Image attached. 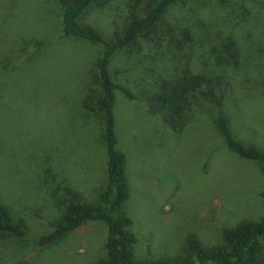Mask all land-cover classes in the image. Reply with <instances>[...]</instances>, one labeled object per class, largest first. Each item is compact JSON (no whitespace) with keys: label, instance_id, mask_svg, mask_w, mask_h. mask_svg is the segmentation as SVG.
I'll list each match as a JSON object with an SVG mask.
<instances>
[{"label":"rangeland","instance_id":"rangeland-1","mask_svg":"<svg viewBox=\"0 0 264 264\" xmlns=\"http://www.w3.org/2000/svg\"><path fill=\"white\" fill-rule=\"evenodd\" d=\"M218 1L177 3L168 16L178 27L185 21L175 18L188 12L214 20ZM148 3L152 0H109L89 8L84 21L109 39L127 22L130 7L140 13ZM0 5H5L0 9L5 42L40 41L44 36L48 44L34 49L28 65L0 77V203L23 225L20 237L0 235V264H91L105 259L106 224L99 220L84 222L54 244L37 243L45 225L62 210L50 195L55 178H66L84 202L96 200L106 179L98 123L78 106L97 48L61 34L53 0H0ZM255 56L249 67L232 75L222 110L237 140L264 150V94L254 87V79L248 77L247 84L240 80L244 69L249 76L258 67L261 53ZM138 61V55L129 57L125 51L109 64L115 79L134 93L141 88L136 83L143 63ZM114 98L116 148L126 155L128 197L121 211L131 220L138 264L179 258L192 236L206 247L223 244L222 228L260 219L264 176L257 162L225 146L213 125L216 108H193L177 132L148 113L144 102L128 100L118 91Z\"/></svg>","mask_w":264,"mask_h":264},{"label":"trees","instance_id":"trees-1","mask_svg":"<svg viewBox=\"0 0 264 264\" xmlns=\"http://www.w3.org/2000/svg\"><path fill=\"white\" fill-rule=\"evenodd\" d=\"M108 1L53 0V6L59 10L61 34L87 41L97 48L95 58L87 65L88 79L82 83L78 106L89 121L91 118L98 123L106 150V179L98 186L96 200L84 202L80 192L66 178L62 181V176L56 179L53 175L50 195L62 210L54 222L45 225L37 243L54 244L84 222L99 220L106 224V258L91 264H138L133 253L136 238L128 227L131 220L121 211L122 202L128 197L126 155L116 148L114 92L118 91L128 100L144 102L148 113L157 115L177 132L184 129L193 108H216L213 125L225 146L239 157L257 162L264 176V150L237 140L222 110L232 75L244 65L248 66L252 58L257 59L253 56L258 53L262 57L255 62L258 67H253L255 71L249 76L244 69L240 80L247 84L248 77L254 79V87L264 94V45L258 47L259 42H264V0H220L216 4L219 13L214 20L196 18L197 14L188 12L175 18L185 21L180 27L169 18L168 10L187 0H152L140 13L130 7L127 22L105 39L99 30L84 21V15L89 8ZM2 7L5 5H0V9ZM4 23L0 20L2 78L10 70L28 65L35 57L34 49L48 45L44 36L40 41L25 38L5 42ZM183 37L185 43L177 41ZM125 51L129 57L138 55V64L143 63L142 68H138L136 85L141 88L136 93L115 79L110 71L112 58ZM3 86L0 83V99L4 95ZM261 199L260 219L222 228L223 244L206 247L192 236L179 258L149 260L146 264H264L261 257L262 251L264 253V184ZM22 234L21 220L14 218L0 203V235L20 237Z\"/></svg>","mask_w":264,"mask_h":264}]
</instances>
